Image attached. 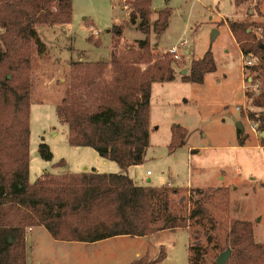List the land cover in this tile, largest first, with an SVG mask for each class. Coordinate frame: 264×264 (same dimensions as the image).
<instances>
[{
	"label": "rangeland",
	"instance_id": "obj_1",
	"mask_svg": "<svg viewBox=\"0 0 264 264\" xmlns=\"http://www.w3.org/2000/svg\"><path fill=\"white\" fill-rule=\"evenodd\" d=\"M130 1L72 0L71 23L37 27L46 49L37 55L31 75V184L47 172L81 173L87 168L119 173L116 163H106L94 149L69 144L68 127L61 124L57 106L69 87L73 63L109 62L119 39V50L127 59L133 58L135 42L146 35L131 21ZM152 9L151 23L158 12L171 11L165 32L156 35L151 31L149 41L154 54L169 57L175 79L153 84L145 162L126 173L139 186L178 189L171 200L174 211L192 209L190 191L202 190L204 194L196 199L200 198L208 217L215 220L212 234L221 244L234 220L250 222L256 241L264 243V133L248 118L250 112L259 115L264 109L253 107L245 95L259 94L264 77L259 71L246 70L249 60L253 64L258 60L244 57L229 28L231 22H247L260 37L253 22L264 21V0H152ZM114 27L122 28L119 39L112 32ZM215 31L218 34L213 39ZM181 41L187 46L180 48L182 59L175 61L168 51ZM208 51L216 72L207 74L202 84L184 81L192 61L202 59ZM238 123L248 138L244 146H239ZM175 125L186 130V144L170 150ZM42 143L53 153L51 162L38 154ZM62 160L65 165L56 167ZM189 233L178 230L149 239L116 237L86 244L57 241L43 227H28L27 264H189V246L200 242L210 246L203 236L198 243L193 238L190 242ZM164 253L165 258L155 263ZM216 255L210 250L207 263L215 261Z\"/></svg>",
	"mask_w": 264,
	"mask_h": 264
},
{
	"label": "trees",
	"instance_id": "obj_2",
	"mask_svg": "<svg viewBox=\"0 0 264 264\" xmlns=\"http://www.w3.org/2000/svg\"><path fill=\"white\" fill-rule=\"evenodd\" d=\"M128 6L132 23L146 35L135 42L133 58L127 59L119 50L122 28L114 27L112 32L119 40L111 60L73 63L69 87L57 106L61 124L68 127L69 144L94 149L121 171L47 172L31 184V75L37 55L46 49L37 27L71 23L72 0H0V264H27L28 227H43L57 241L86 244L189 230L190 242L198 243L203 236L210 245L189 246V264H209L206 255L210 250L217 253L210 264H217L228 249L232 251L228 264H264V243L256 241L250 222L232 221L222 244L213 236L215 220L208 217L200 198L196 199L204 194L202 190L190 191L192 209L174 211L171 200L178 189L139 186L127 175L130 167L145 162L150 145L152 86L175 79L169 57L154 54L149 41L151 31L156 35L165 32L171 11L158 12L151 23L152 0H133ZM253 25L261 31L260 37L247 22H231L229 28L244 57L258 60L246 65V70L259 71L264 77V21ZM216 70L208 51L192 61L190 75L183 80L202 84ZM245 95L253 107L264 109V78L259 94ZM248 118L264 133V113L250 112ZM172 131L170 150L184 146L186 130L175 125ZM237 135L239 146H244L248 138L239 129ZM38 154L47 162L53 160L45 143ZM64 165L62 160L56 167ZM164 258L165 253L155 263Z\"/></svg>",
	"mask_w": 264,
	"mask_h": 264
},
{
	"label": "built area",
	"instance_id": "obj_3",
	"mask_svg": "<svg viewBox=\"0 0 264 264\" xmlns=\"http://www.w3.org/2000/svg\"><path fill=\"white\" fill-rule=\"evenodd\" d=\"M259 0H255V2H258ZM187 46V42L185 41H181L179 46H174L172 47L169 51H168V54L172 57L173 60L175 61H180L182 58H181V55H180V48H185ZM247 65L251 66L253 65V62L252 61H248L247 62ZM238 110H240V108H238ZM148 175H150V172H148Z\"/></svg>",
	"mask_w": 264,
	"mask_h": 264
},
{
	"label": "water",
	"instance_id": "obj_4",
	"mask_svg": "<svg viewBox=\"0 0 264 264\" xmlns=\"http://www.w3.org/2000/svg\"><path fill=\"white\" fill-rule=\"evenodd\" d=\"M169 1V0H168ZM217 34H218V32L217 31H215L214 32V35H213V39H215L216 38V36H217ZM187 71L185 70L184 72H183V74H185ZM237 127H238V129L239 130H243V127H242V124L241 123H238L237 124ZM231 256H232V251H231V249H228V250H226L225 252H223L222 254H220V256L217 258V260H216V263L217 264H228V262L230 261V259H231Z\"/></svg>",
	"mask_w": 264,
	"mask_h": 264
},
{
	"label": "crops",
	"instance_id": "obj_5",
	"mask_svg": "<svg viewBox=\"0 0 264 264\" xmlns=\"http://www.w3.org/2000/svg\"><path fill=\"white\" fill-rule=\"evenodd\" d=\"M190 53H191L190 51H186V54H190ZM105 161H107L106 163H108V160H105ZM119 169H120V168H119ZM95 170H96V169H95ZM114 170H115V169L113 168L112 171L115 172ZM86 171H91V170H88V169L86 168L84 172H86ZM96 171H97V170H96ZM120 171H121V170H120ZM120 171H119V172H120ZM68 172H69V171H68ZM68 172H67L66 170H64V172H62V173H68ZM98 172H99V171H98ZM127 172H128V171H127ZM69 173H70V172H69ZM73 173H74V172H73ZM127 174H128V173H127ZM147 175H148V173H147ZM150 176H151V174H150ZM148 182H150V180H148ZM34 231H35V230H32L31 239L33 238V233H34ZM163 233H165V232H163ZM154 236H161V235L158 234V235H154ZM151 237H152V236H150V237H144L143 239H149V238H151ZM33 239H34V238H33Z\"/></svg>",
	"mask_w": 264,
	"mask_h": 264
}]
</instances>
